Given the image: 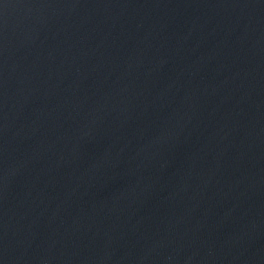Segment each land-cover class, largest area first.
Masks as SVG:
<instances>
[{"label":"water","instance_id":"water-1","mask_svg":"<svg viewBox=\"0 0 264 264\" xmlns=\"http://www.w3.org/2000/svg\"><path fill=\"white\" fill-rule=\"evenodd\" d=\"M0 264H264V0H0Z\"/></svg>","mask_w":264,"mask_h":264}]
</instances>
